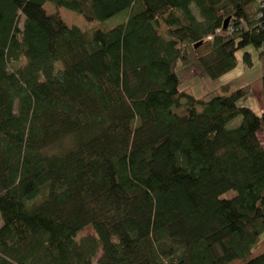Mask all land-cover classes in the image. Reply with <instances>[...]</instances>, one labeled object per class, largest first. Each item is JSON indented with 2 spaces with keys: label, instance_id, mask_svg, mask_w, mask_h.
Wrapping results in <instances>:
<instances>
[{
  "label": "trees",
  "instance_id": "16d2710c",
  "mask_svg": "<svg viewBox=\"0 0 264 264\" xmlns=\"http://www.w3.org/2000/svg\"><path fill=\"white\" fill-rule=\"evenodd\" d=\"M248 46L264 0H0V264H264V112L179 75Z\"/></svg>",
  "mask_w": 264,
  "mask_h": 264
},
{
  "label": "crops",
  "instance_id": "0c3cea01",
  "mask_svg": "<svg viewBox=\"0 0 264 264\" xmlns=\"http://www.w3.org/2000/svg\"><path fill=\"white\" fill-rule=\"evenodd\" d=\"M259 58V57H258ZM240 66V62L238 67ZM242 70H239L235 74L232 72L220 78L218 81H212L207 78L206 74L199 65H195L191 69H186V74L180 72L181 81L184 83V90L187 93L193 95L194 97L201 99L209 96L213 93H220L221 95L228 94L223 92L224 86L230 87V93L237 91L243 87L249 86V94L243 99L241 105L250 107L255 113L261 115L264 112V85H263V63L258 60V62L253 63V67L246 68L242 61ZM237 67V68H238ZM187 75V76H186ZM182 76H185V80H182ZM210 86L208 87V84ZM255 89V94L253 92ZM261 145L264 147V129L258 134ZM264 244V240L261 242ZM262 245V244H261ZM260 245V247H262ZM264 252V247L262 250L258 251V247L255 249V255Z\"/></svg>",
  "mask_w": 264,
  "mask_h": 264
},
{
  "label": "rangeland",
  "instance_id": "374dc122",
  "mask_svg": "<svg viewBox=\"0 0 264 264\" xmlns=\"http://www.w3.org/2000/svg\"><path fill=\"white\" fill-rule=\"evenodd\" d=\"M45 10L47 11L48 14H59L61 16V18L65 21V23L70 26V27H78L79 29H81L85 34H87V36H89V34L91 33L92 30H94L95 28L99 27L102 30H108L110 27L116 26L118 24H120V22L122 21L123 17L125 14H121V15H117L105 22H89L87 21L84 17H82L81 15H78L74 12H71L69 10L63 9V8H57L55 6H53L52 4L48 3L45 5ZM248 52L252 55V60L253 63L258 62L259 60V50H257L255 47L253 46H248L245 49L239 50L236 54L237 60L240 62V66L238 68H236L232 73L235 74L236 72H238L239 70H242V61H243V56L244 54ZM196 65V64H195ZM195 65H192L188 69H191L192 67H194ZM184 69L182 71V74H186L185 72H187V70ZM186 70V71H185ZM185 71V72H184ZM180 74V73H179ZM187 76V75H186ZM182 80H185V76H182ZM211 83L208 84V87L210 86ZM185 88L184 83H183V89ZM244 88V87H243ZM185 91V90H184ZM187 91V90H186ZM253 92L255 94V89H253ZM184 109H182L180 111V114H184ZM2 219H1V215H0V227L2 225ZM84 234L87 235H92L94 234L92 229H87L85 230ZM264 240V236L262 237V241ZM262 247L258 246V251L262 250L264 247V244L262 243L261 245ZM233 264H241L240 261L234 262Z\"/></svg>",
  "mask_w": 264,
  "mask_h": 264
},
{
  "label": "water",
  "instance_id": "95a60500",
  "mask_svg": "<svg viewBox=\"0 0 264 264\" xmlns=\"http://www.w3.org/2000/svg\"><path fill=\"white\" fill-rule=\"evenodd\" d=\"M230 18L226 20L225 24H224V29L227 30L229 27V22H230Z\"/></svg>",
  "mask_w": 264,
  "mask_h": 264
},
{
  "label": "bare ground",
  "instance_id": "6f19581e",
  "mask_svg": "<svg viewBox=\"0 0 264 264\" xmlns=\"http://www.w3.org/2000/svg\"><path fill=\"white\" fill-rule=\"evenodd\" d=\"M212 39V38H209V40Z\"/></svg>",
  "mask_w": 264,
  "mask_h": 264
}]
</instances>
